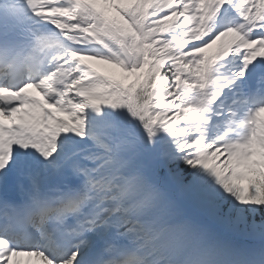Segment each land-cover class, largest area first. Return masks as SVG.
<instances>
[{"label":"snow or ice","instance_id":"snow-or-ice-1","mask_svg":"<svg viewBox=\"0 0 264 264\" xmlns=\"http://www.w3.org/2000/svg\"><path fill=\"white\" fill-rule=\"evenodd\" d=\"M21 256L264 264V0H0V264Z\"/></svg>","mask_w":264,"mask_h":264},{"label":"rangeland","instance_id":"rangeland-1","mask_svg":"<svg viewBox=\"0 0 264 264\" xmlns=\"http://www.w3.org/2000/svg\"><path fill=\"white\" fill-rule=\"evenodd\" d=\"M29 258H31V257H28V259H29ZM35 260H36V259H35ZM16 261H20V260H19V259H17V260L15 259V260H14V264H16Z\"/></svg>","mask_w":264,"mask_h":264}]
</instances>
